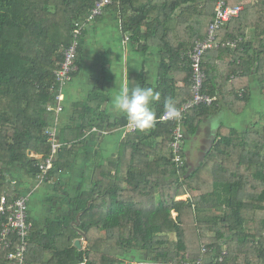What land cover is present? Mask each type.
Here are the masks:
<instances>
[{"label":"trees","instance_id":"obj_1","mask_svg":"<svg viewBox=\"0 0 264 264\" xmlns=\"http://www.w3.org/2000/svg\"><path fill=\"white\" fill-rule=\"evenodd\" d=\"M225 1L241 6V11L220 29L217 41L242 38V43L236 50L224 45L205 54L204 92L216 99L212 107L230 93L232 105L241 113L251 101L253 82L264 96V0ZM95 2L0 0V198L12 201L22 193L18 182H12L15 167L36 184L39 160L28 153L50 154L45 130L53 116L45 107L53 96L48 85L71 44L75 24L87 17ZM216 2L113 0L105 9L118 15L137 52L160 51L156 123L148 130L126 133L116 158L104 162L95 151L90 182L86 187L82 182L77 185L72 197L66 192L49 198L52 203L60 200L59 208L67 206L69 213L47 220L43 228L29 220L27 264H128L133 260L178 264L201 258L202 246L208 249L205 264H264V112L242 132L222 128L203 162L192 171L185 162L178 176L171 162L173 125L158 121L166 97L177 108L191 97L187 51L205 38ZM83 43L80 40L77 67ZM218 61L226 65L213 64ZM218 69L226 76L221 83L232 88L216 96ZM179 82L182 88L177 87ZM137 86L148 87L144 72L131 77L130 88ZM241 90L245 92L240 97ZM212 107L189 113L185 139L194 132L195 119ZM77 117L73 141L93 127L110 133L128 124L124 115L109 122L84 103L78 105ZM75 146L61 145L48 172L55 192H62V175L74 163ZM75 241H80V248ZM222 246L227 254L219 262ZM7 252L0 250V264H10ZM137 254L146 259L136 258Z\"/></svg>","mask_w":264,"mask_h":264},{"label":"crops","instance_id":"obj_2","mask_svg":"<svg viewBox=\"0 0 264 264\" xmlns=\"http://www.w3.org/2000/svg\"><path fill=\"white\" fill-rule=\"evenodd\" d=\"M102 16L99 22L95 23L94 21L89 23L83 29L80 39L84 41L81 63L78 65V70L74 74L72 82L64 89L63 111L56 119L52 118V124L56 125L59 143L64 146L69 144L76 145L75 147H77L73 165L66 174L62 175V179L67 181L70 178L77 177L76 185L71 187L70 190L67 189L70 192V196H72L71 192L73 193L75 187L80 184L83 178L85 181L82 183H85V187L89 184L90 175L95 163L94 152L98 151L104 162L114 156L116 158L120 144L126 135L125 127H123L110 133L106 132L107 135L102 137L98 132L104 131H99L96 127H93L83 132L81 140L73 141V136L76 135L79 127L77 117L78 105L80 107L84 103L95 115L103 113L108 117L109 122H113L123 115L116 112L112 105V98L117 92L115 88L116 83L119 84L121 81L126 82L130 88L131 77L144 72L145 82L148 87H153L157 92L159 84V66L161 59L159 49L150 48L146 54L137 52L130 38V34L123 33L118 15L115 12L105 10ZM190 51H187L188 60ZM213 64L222 68L226 65V62L218 61L216 63L213 62ZM224 77L226 76L218 69L217 73H215V78L218 82V85L216 84V96L223 94V91L227 94L232 88L229 85L227 86V83H221ZM233 80L234 78L231 77L230 82L232 83ZM182 86L183 84L181 82L177 85L178 88H182ZM241 91L238 92V95H240ZM250 93L251 99L253 95L260 93L257 89L256 82L252 83ZM92 95L94 96L93 100L91 98ZM228 95L221 96L219 98V105L209 108L207 114L195 119L193 126L194 132L186 137L185 142L187 170L192 171L203 162L222 128L237 130L232 125L234 122L232 124L229 123L228 117L239 114L238 106L235 104L232 105L231 94L228 93ZM157 102L151 106L154 112ZM251 120V118H246L241 129L237 131L242 132L249 126L252 122ZM93 129L98 132H94ZM87 169L88 177L86 176ZM11 172L13 173V178L16 179V181L13 180L12 182H18L22 192L21 195L28 194L31 189L29 183L32 181L34 183L33 178L31 181L26 180L25 177L27 175L18 167L13 168ZM86 179L88 180L86 181ZM45 187L43 185L37 192L38 196L43 198L47 204H49L48 200L51 196H61L60 194L58 196L55 192V194L51 192L44 194L48 190V188L45 190ZM180 198L178 197L177 199L180 200ZM58 214L55 213L53 218L57 217ZM30 219L35 220L31 218V215ZM47 220H45V223ZM35 222L38 223L40 228H43V225H39L40 221L35 220ZM135 256L138 259H146L144 254H137Z\"/></svg>","mask_w":264,"mask_h":264},{"label":"built area","instance_id":"obj_3","mask_svg":"<svg viewBox=\"0 0 264 264\" xmlns=\"http://www.w3.org/2000/svg\"><path fill=\"white\" fill-rule=\"evenodd\" d=\"M112 2L113 0H96L87 17L83 21L75 24L71 44L64 49L63 60L53 73V81L48 85V90L53 98L51 102L46 105L45 109L48 113L52 114L54 119H56L63 111L64 89L72 82L74 74L78 70L76 59L83 29L87 24L94 22L98 17L103 15L105 9L110 6ZM240 11L241 7L239 6H230L225 0H217L214 18L208 25L205 38L196 41L189 53V61L192 69L190 79L191 97L177 108L180 113L179 117H169L164 111L158 119L161 123L173 125L171 129L172 141L170 143V148L172 153L171 162L175 165V176L179 175V172L183 169L186 162L185 120L192 110L201 106L212 107L216 101L214 97L204 92L206 73L203 68V57L207 52L213 49H218L220 46L225 45L231 50H236L238 48L242 43V38L221 44L217 41V38L220 29L232 19L237 18ZM240 95H242V93H240ZM55 126V124H52L51 128L45 130L47 143L50 145V154L46 157H43L42 155H36L34 157L39 160V163L36 164L39 169V173L36 176L37 186L48 181V172L53 168L56 154L61 147ZM135 130L136 129L129 124L125 127V133L134 132ZM93 131L98 132L95 129H93ZM98 133H100L102 137L107 135L106 132ZM29 197L28 194H24L12 201H9L6 196L0 198V219L2 220L0 225V250L8 251L6 259L10 264H27L26 254L28 250V236L32 229V223L29 221ZM222 247L223 251L221 252L219 262H221L222 257L227 254L224 246ZM207 252L208 249L205 246H202L201 258L193 262L184 260L178 264H205L203 255ZM128 264L159 263L133 260Z\"/></svg>","mask_w":264,"mask_h":264},{"label":"clouds","instance_id":"obj_4","mask_svg":"<svg viewBox=\"0 0 264 264\" xmlns=\"http://www.w3.org/2000/svg\"><path fill=\"white\" fill-rule=\"evenodd\" d=\"M115 88L117 92L112 98L113 108L125 116L131 127L144 131L155 126L156 114L151 106L159 101V92H156L153 87L129 88L128 84L123 81L116 83ZM164 110L169 117L180 116L175 101L171 97L165 98Z\"/></svg>","mask_w":264,"mask_h":264},{"label":"rangeland","instance_id":"obj_5","mask_svg":"<svg viewBox=\"0 0 264 264\" xmlns=\"http://www.w3.org/2000/svg\"><path fill=\"white\" fill-rule=\"evenodd\" d=\"M251 87H252V84H251ZM257 89L259 91V88L258 87H257ZM244 92L245 91H241L240 93H242V95H243ZM242 95H239V96L241 97ZM227 99H229V98H227ZM263 112H264V96H261L260 93L259 94L257 93L256 95H253V97H252L249 105L241 113L238 112L239 114H234L233 116H229L228 117V121L231 124H232V122H234L232 125L235 127V129L238 130V129H241V127L243 126V123H244V121H245L246 118H251L252 119L251 120L252 123H254L255 121L258 120V117ZM185 141H186V139H185ZM28 156L31 157V158H34L35 157V154L29 152L28 153ZM38 156H40V155H38ZM86 176L88 177V169L86 170ZM28 178H30V177L27 175L25 177V179L31 181L32 178H30V179H28ZM87 180L88 179H86V181ZM66 181L67 180H63L62 192H60V193H63L64 194L68 190H70L71 187H73L74 185H76L75 183H77L76 182L77 181V177L70 178V180H68L67 183H66ZM83 181H85L84 178L82 179L81 182H83ZM13 183H16V182H13ZM34 183H35V181H34ZM34 183H33V181L31 183H29L30 184V188H31L30 189L31 192L29 191V193H28V196H30L29 197V202H28V208H29V212H30L31 218L35 219L38 222L40 221V223H39L40 226L43 225V227H44L45 220H47V219H54L53 217H54V214L55 213H59L58 216H60V215H67L69 213V209H68L67 206H63V207L60 206V208H57L60 205L58 203L60 200L59 201L56 200L53 203L52 202H49V204H47L46 201L44 202L43 198H41V197L38 196V192L37 191L43 185L46 186L45 187V190H47L46 188H48V190L44 194H47V193H50L51 192L52 194H55L56 193L59 196L60 193L59 192H55L54 186L52 184L50 186V182L49 181L45 182L44 184H42L40 186H37L36 184L34 185ZM64 184H66V185H64ZM83 184H85V183H83ZM32 185H34V186H32ZM67 193H68V195H70V192L69 191ZM71 194H73V193L71 192ZM184 198H185L184 200H186V199H188V196H184ZM50 203H52V204H50ZM175 215L173 213L172 217L174 218ZM49 217H52V218H49ZM81 242H82V244L84 246L85 245V241L84 240H81Z\"/></svg>","mask_w":264,"mask_h":264},{"label":"water","instance_id":"obj_6","mask_svg":"<svg viewBox=\"0 0 264 264\" xmlns=\"http://www.w3.org/2000/svg\"><path fill=\"white\" fill-rule=\"evenodd\" d=\"M78 216H77V218H78ZM75 246L78 247V248H80L81 247L80 241H75Z\"/></svg>","mask_w":264,"mask_h":264}]
</instances>
